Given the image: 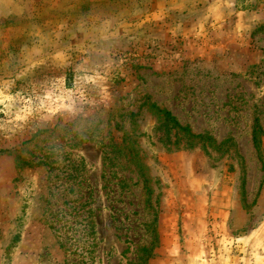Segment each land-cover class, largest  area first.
Listing matches in <instances>:
<instances>
[{
    "label": "rangeland",
    "instance_id": "obj_1",
    "mask_svg": "<svg viewBox=\"0 0 264 264\" xmlns=\"http://www.w3.org/2000/svg\"><path fill=\"white\" fill-rule=\"evenodd\" d=\"M0 264H264V0H0Z\"/></svg>",
    "mask_w": 264,
    "mask_h": 264
},
{
    "label": "trees",
    "instance_id": "obj_2",
    "mask_svg": "<svg viewBox=\"0 0 264 264\" xmlns=\"http://www.w3.org/2000/svg\"><path fill=\"white\" fill-rule=\"evenodd\" d=\"M154 106V105H153ZM160 113L163 115V117L167 120V121H169V122H171L175 127H178V128H180L181 130H183V131H187V132H189V130H188V128H184V127H181L180 125H179V123L176 121V119L171 115V113L170 112H168V111H165V110H160ZM194 137H196V136H194ZM198 137V136H197Z\"/></svg>",
    "mask_w": 264,
    "mask_h": 264
}]
</instances>
